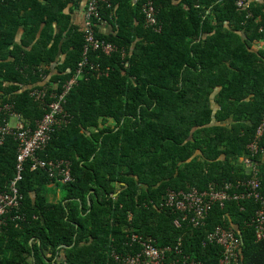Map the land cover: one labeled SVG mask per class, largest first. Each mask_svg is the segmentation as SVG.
<instances>
[{"label":"trees","instance_id":"obj_1","mask_svg":"<svg viewBox=\"0 0 264 264\" xmlns=\"http://www.w3.org/2000/svg\"><path fill=\"white\" fill-rule=\"evenodd\" d=\"M83 1L0 0V126L17 115L35 130L76 77L88 0L84 21L73 12ZM144 1L100 6L116 34L94 26V35L116 49L88 52L63 104L68 123L38 153L52 172L24 162L20 204L0 227V264H114V250L141 251V239L180 263L264 264L262 202L240 185L256 178L264 199V159L247 148L264 113V49H253L264 41V0L249 10L239 0H153L160 32L146 26ZM16 140L0 145L2 193L17 176ZM191 188L242 198L217 203L196 227L164 206L169 191ZM219 226L240 238L238 258L211 239Z\"/></svg>","mask_w":264,"mask_h":264},{"label":"built area","instance_id":"obj_2","mask_svg":"<svg viewBox=\"0 0 264 264\" xmlns=\"http://www.w3.org/2000/svg\"><path fill=\"white\" fill-rule=\"evenodd\" d=\"M102 4L110 7V0H88L86 8V30L87 45L84 50V60L80 64V67L70 82L65 86L63 94L58 96L55 101L49 104L50 111L44 116L43 119L37 122L35 130L30 126H27L20 116H17V122L15 126L5 125L0 126V145L5 141L6 135L14 134L16 141L19 143V153L17 156V176L12 182V192H0V227L4 224L5 216L13 209H17L21 196L17 188V183L22 179V171L24 162L30 158L33 161V169L43 168L49 169L52 172L53 163L48 162L38 156V153L45 150L52 141L53 134L57 129H61L68 123V114L65 113L63 104L65 103L66 95L71 87L77 82V77L82 74V69L88 62L87 54L92 50H101L106 54H111L115 51L116 47L111 43L99 40L94 35V26H98L103 21L101 15L100 6ZM239 9L249 10L250 0H239L237 3ZM142 12L145 17L146 26L153 27L156 31L160 32L161 27H158V12L156 10L153 0H145L142 5ZM260 32L264 34V27L260 29ZM1 109V108H0ZM7 109L9 107L7 106ZM15 129V130H14ZM264 113L262 120L258 125L253 141L248 145V150L251 156H257L264 159ZM244 162L252 169L257 167L251 164L249 159H244ZM61 180L63 182H70L73 177L70 170L62 169L60 172ZM53 176V173L51 174ZM241 186L246 187L250 192H247L245 198L254 197L257 201L261 200L262 208L257 211L255 220L256 237L259 240L264 239V199L258 193L260 183L256 178L250 179L246 183H240ZM229 187L227 185L225 189ZM242 196L234 194L230 197L225 190L214 191H200L197 188H191L188 191H169L165 207L172 209L182 215L183 221H190L194 226L198 227L205 223L208 219L210 210L213 207L222 202L234 200L238 201ZM176 224L180 226L179 221ZM211 239L216 240L223 247L224 253L228 256L236 257L239 252L241 240L235 236L230 229H224L221 226L217 227L215 233L211 235ZM137 241V239H136ZM143 245L141 251L130 252L128 255H122L118 251L114 250L112 257L116 263L114 264H187L180 263L179 260L172 261L171 258L167 260V254L171 251L170 247H160L156 245L153 240L143 241L138 240ZM169 257V256H168ZM238 258V257H236ZM100 264V263H94ZM113 264V263H111ZM223 264H230L228 257L225 258Z\"/></svg>","mask_w":264,"mask_h":264},{"label":"crops","instance_id":"obj_3","mask_svg":"<svg viewBox=\"0 0 264 264\" xmlns=\"http://www.w3.org/2000/svg\"><path fill=\"white\" fill-rule=\"evenodd\" d=\"M84 5H85V0L83 1V4H82L80 10H76L75 12H73V21L75 23H80V22L84 21L83 20V16H84L83 8H84ZM98 28H99L100 32L102 34H104V35L116 34V30L114 28V25L109 20L102 21L100 24H98ZM253 49L255 51L263 50L264 49V41L254 44ZM214 97H216V96L214 95ZM220 108L221 107H220V105L218 103L214 104V110H215L216 113H218ZM225 123L226 124L221 122L220 125L228 126L231 123V121L228 120ZM218 124L219 123L217 122V120H215V122L213 123V125H218ZM221 159H223V156H221ZM242 159L243 158L241 157L240 161H242Z\"/></svg>","mask_w":264,"mask_h":264},{"label":"rangeland","instance_id":"obj_4","mask_svg":"<svg viewBox=\"0 0 264 264\" xmlns=\"http://www.w3.org/2000/svg\"><path fill=\"white\" fill-rule=\"evenodd\" d=\"M11 122H12V124H15V123H16L15 119H12ZM62 196H64L63 193H62V195H61V193H60V198H61Z\"/></svg>","mask_w":264,"mask_h":264}]
</instances>
